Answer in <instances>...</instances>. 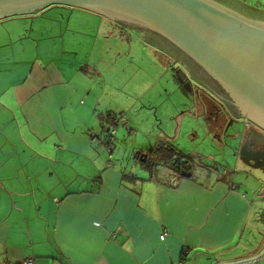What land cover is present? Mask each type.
Listing matches in <instances>:
<instances>
[{
    "label": "crops",
    "instance_id": "obj_1",
    "mask_svg": "<svg viewBox=\"0 0 264 264\" xmlns=\"http://www.w3.org/2000/svg\"><path fill=\"white\" fill-rule=\"evenodd\" d=\"M212 1L264 23V0ZM31 38L0 44L25 41L0 61L10 71L0 79V264H231L258 255L254 264L263 262L264 230L249 231L254 201L233 180L202 171L146 180L142 170L110 163L112 149L105 165L97 144L107 141L95 130H109L98 118L111 112L90 106L89 71L98 72L86 63L90 53L76 56L64 42L63 56L56 39L40 46L44 37ZM34 48L41 54L33 59ZM20 61L28 65L14 71ZM123 175L144 181L123 183Z\"/></svg>",
    "mask_w": 264,
    "mask_h": 264
},
{
    "label": "rangeland",
    "instance_id": "obj_2",
    "mask_svg": "<svg viewBox=\"0 0 264 264\" xmlns=\"http://www.w3.org/2000/svg\"><path fill=\"white\" fill-rule=\"evenodd\" d=\"M46 25L60 27L52 31L49 29L45 35L40 30ZM115 26L114 22L93 12L58 6L40 17L21 15L1 20L0 44L30 36H34L31 39L35 40L42 36L44 40L38 41L40 46L50 44L54 38L57 51L63 56H67L61 46L64 42L66 46L78 48L73 50L74 54H80L82 58L86 57L82 53L86 49L90 53L86 63L95 66L98 71H89V87L91 85L92 89L90 106L94 104L96 112L101 114L111 112L116 116L123 115L116 128H109L116 130L113 144L109 148L97 144L104 155V164L109 163L106 149L110 152L112 149L110 163L133 174L137 169L142 170L135 161L136 154L170 145L205 166H216L221 173L230 169L227 178L237 183L239 189L254 201L249 231L258 233L264 230V202H259L264 200V173L246 167L232 153L233 147L239 149L245 138L242 123L231 124L222 117L220 109L216 111V103L210 102L204 92L207 88L194 74H189L190 68L164 39L125 25L122 26L130 29L119 27L114 35L110 32ZM119 31L124 32L122 38ZM53 34L59 36L54 37ZM62 37L65 39L61 41ZM24 42L9 47L0 46V61L8 60V53L19 51ZM31 54L34 59L41 53L34 48L28 55ZM26 65L28 63L20 61L14 71L22 70ZM9 72L0 69V79H4ZM80 101L87 103L84 97ZM108 127L103 124L102 130ZM256 131L257 128H251L248 133ZM95 132L102 141L104 135L101 131L98 129ZM236 134L241 137L234 139ZM45 175L40 173L41 177ZM258 216L260 220L255 223Z\"/></svg>",
    "mask_w": 264,
    "mask_h": 264
},
{
    "label": "water",
    "instance_id": "obj_3",
    "mask_svg": "<svg viewBox=\"0 0 264 264\" xmlns=\"http://www.w3.org/2000/svg\"><path fill=\"white\" fill-rule=\"evenodd\" d=\"M55 6L84 9L164 38L189 68L197 65L233 94L239 119L264 132V23L212 0H0V21ZM232 153L242 158L237 147ZM137 155L146 162L147 154ZM250 161L254 162L252 169L264 173V150L249 149V162L244 164L248 166ZM181 165L187 168L185 161ZM261 258L231 264H254Z\"/></svg>",
    "mask_w": 264,
    "mask_h": 264
},
{
    "label": "flooded vegetation",
    "instance_id": "obj_4",
    "mask_svg": "<svg viewBox=\"0 0 264 264\" xmlns=\"http://www.w3.org/2000/svg\"><path fill=\"white\" fill-rule=\"evenodd\" d=\"M151 33L155 37L162 39V37H160L159 35L153 32ZM194 66H196V68L195 69L190 68L188 72L189 74L190 73L194 74L196 76V79L202 82V85H204L205 88H207L206 89L207 91L205 90L204 92H206L208 98L211 99L210 102L216 103L215 105H217V107L213 104L217 108L216 111L220 109L221 111L220 113L222 117L225 119H228V121H230L231 124L235 122L242 123L243 134H245V138H243V140L241 141V145L239 148V153H241L242 158L240 157V155L238 156V154L237 156H238V160L239 158H241L243 159L244 162L245 161L249 162V149L253 151H263L264 150V132L257 129V131L254 134L249 135L248 133L249 129L256 128V127L251 125V123L245 119H239L240 112L237 108V104H236L237 100L233 96V94L225 90L219 83L214 81L208 74H206L205 71L200 69L197 65H194ZM210 102L208 101V103ZM240 137H241L240 134H236L234 135L233 138L239 139ZM244 146H246L247 149L246 148L244 149ZM161 147H165V146H161ZM161 147L157 146L156 148H161ZM147 159H148V155H147ZM169 160H173V164H170ZM175 160H177L176 156H173L172 158L171 157L165 158L163 154H160L159 157L156 159L155 165L156 164L161 165L164 168L163 174H167L168 176L172 178L180 180V179L187 177L188 179L189 178L191 179L195 174L193 172L194 169H193L192 162L186 163L187 168L184 169L183 166L181 165L182 161L177 160L176 161L177 163H175ZM253 166H254V162L250 161L249 165L246 167L252 168ZM205 167L211 168L215 172H219L216 166H205Z\"/></svg>",
    "mask_w": 264,
    "mask_h": 264
},
{
    "label": "trees",
    "instance_id": "obj_5",
    "mask_svg": "<svg viewBox=\"0 0 264 264\" xmlns=\"http://www.w3.org/2000/svg\"><path fill=\"white\" fill-rule=\"evenodd\" d=\"M114 24L117 26H115L113 28V30H111L112 32H110L111 34H114V35H116L118 33L119 27L124 29V30L130 29V28L124 27L120 24H116V23H114ZM144 31L152 34L148 30L144 29ZM123 36H124V32L119 31V37L122 38ZM122 119H123V115L120 114L119 116H116L113 113H108L104 116H99V118H98L101 125L106 124L110 128H113V127L116 128L119 125V123L122 121ZM103 141H104V139H103ZM140 154H144V153L140 152ZM145 154L148 155V159L146 160V162L140 161L138 158V155L135 156V160H136V163H138V166L142 169L143 174L146 176V180L155 179V177H156L155 162H156V159L159 157L160 154H163L165 158H170V157L172 158L173 156H176L178 161H185L186 163H190V162H193L195 160V158H193V157L184 156L183 154L178 152L174 147H172L170 145L165 146V147H161V148H155L153 150L145 152ZM169 161H170V164H173V160H169ZM143 181H144L143 179H137L135 177H131V176H127V175L122 176V182L123 183H130V182H140L141 183Z\"/></svg>",
    "mask_w": 264,
    "mask_h": 264
},
{
    "label": "built area",
    "instance_id": "obj_6",
    "mask_svg": "<svg viewBox=\"0 0 264 264\" xmlns=\"http://www.w3.org/2000/svg\"><path fill=\"white\" fill-rule=\"evenodd\" d=\"M115 134H116V130H114V129L102 132V135H104L103 139L107 141V144H106L107 146H110V145L113 144ZM90 137L94 141L95 136L91 134ZM192 164H193V169H194L193 172L195 174L196 173H202V172L203 173H210V174L218 173L219 175H221L222 178H225L228 175V171L227 170L223 171L222 173L220 171L219 172H215L211 168H207V167L203 166V164H201L196 159L192 162ZM155 169H156V176H157V174H160V173L164 172V168L161 165L156 164ZM200 171H202V172H200ZM162 238H164V236H162ZM22 264H34V261L26 260ZM178 264H183V261L178 262Z\"/></svg>",
    "mask_w": 264,
    "mask_h": 264
}]
</instances>
